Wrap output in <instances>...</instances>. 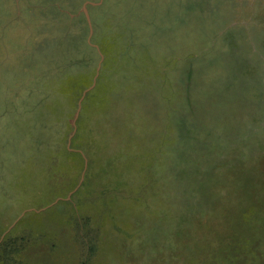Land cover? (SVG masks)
<instances>
[{"label": "rangeland", "instance_id": "rangeland-1", "mask_svg": "<svg viewBox=\"0 0 264 264\" xmlns=\"http://www.w3.org/2000/svg\"><path fill=\"white\" fill-rule=\"evenodd\" d=\"M35 1L0 0V249H21L0 264L205 263L200 218L177 236L205 206L185 186L264 168V0ZM111 36L125 49L105 68ZM87 72L67 139L79 172L48 144L72 113L58 88Z\"/></svg>", "mask_w": 264, "mask_h": 264}, {"label": "trees", "instance_id": "trees-1", "mask_svg": "<svg viewBox=\"0 0 264 264\" xmlns=\"http://www.w3.org/2000/svg\"><path fill=\"white\" fill-rule=\"evenodd\" d=\"M116 43L118 42L114 36L99 43L101 52L105 55L103 63L105 68L113 67L114 63H117L115 58L117 55L120 56V53L125 49L123 46L122 50L116 48ZM87 47L91 49L89 44H87ZM92 50L97 49L92 48ZM103 73L101 77L104 75ZM94 74L95 72H87L80 75L75 84H71L72 81L69 78L65 79L63 83V85L65 84V89H63V85L58 88V91L64 92L66 90L65 96L69 100L66 105L70 109L72 108V113L70 112L68 123L61 125V128H59V125L57 128H53L55 140L53 139L48 144L51 149L50 153L60 156L62 158L60 160L62 161L61 165L65 168H69L70 161L73 159L78 160L77 168L79 172L83 169L84 157L79 152H72L67 147V139L74 129L73 120L76 112V105L74 107L72 103L77 104L82 91L91 85ZM101 91H105V88H102ZM100 95V98H97V103L103 101V98L106 102L108 101L105 94L100 93ZM92 107L90 103L85 101V109H91ZM80 117L77 121V133L73 140H79L80 142L83 140L81 144L91 159L95 152L89 147L94 143L89 136H94V134L92 130L80 122ZM49 130L52 131V129ZM109 134L111 137L108 141L119 138L116 133V135H113V133ZM59 137L61 139L56 143ZM55 144H58V148H53ZM258 162L249 160L247 166L238 170L234 184L232 182L233 186L225 185L216 191L212 184L207 183L209 179L207 180L206 176L200 179L197 178L194 183L191 182L190 185L187 184L185 186L186 190L188 188L194 194L193 197L202 198V202L199 204L205 205V208H202L201 217L196 214L194 217H191V215L188 217L187 213L183 215L178 223L181 229L179 231L177 227L176 232L177 236H190L194 226L193 220L200 218L199 223L202 228L209 230H205L203 233L205 237L203 238L209 243L207 242V245L199 253V256H204L205 260H207L203 264H264V168ZM216 218H221L222 221L217 223L214 221ZM18 242V239L13 236L4 239L0 249V259L13 260L10 258L11 252L19 253L21 251Z\"/></svg>", "mask_w": 264, "mask_h": 264}, {"label": "crops", "instance_id": "crops-1", "mask_svg": "<svg viewBox=\"0 0 264 264\" xmlns=\"http://www.w3.org/2000/svg\"><path fill=\"white\" fill-rule=\"evenodd\" d=\"M43 3H47V5H50V3H54V7H56L55 5H59V4H61L62 2H65V0H41ZM88 0H85L84 2L85 3H88L87 2ZM33 2H36L35 0H33ZM89 3H91L90 1H89ZM95 2H93V4H94Z\"/></svg>", "mask_w": 264, "mask_h": 264}, {"label": "water", "instance_id": "water-1", "mask_svg": "<svg viewBox=\"0 0 264 264\" xmlns=\"http://www.w3.org/2000/svg\"><path fill=\"white\" fill-rule=\"evenodd\" d=\"M100 3V2H99ZM99 3H96V4H99ZM95 4V3H94ZM84 94H85V92H84ZM83 99V98H82ZM82 101V100H81ZM81 101H80V103H81ZM79 112H80V108L78 109V114H79ZM78 116V115H77Z\"/></svg>", "mask_w": 264, "mask_h": 264}]
</instances>
